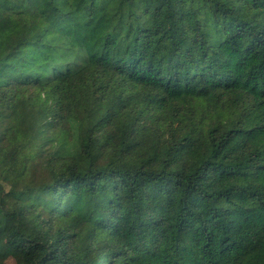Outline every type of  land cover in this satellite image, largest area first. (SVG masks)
<instances>
[{
  "label": "trees",
  "instance_id": "1",
  "mask_svg": "<svg viewBox=\"0 0 264 264\" xmlns=\"http://www.w3.org/2000/svg\"><path fill=\"white\" fill-rule=\"evenodd\" d=\"M1 231L16 264H264V0H0Z\"/></svg>",
  "mask_w": 264,
  "mask_h": 264
},
{
  "label": "rangeland",
  "instance_id": "2",
  "mask_svg": "<svg viewBox=\"0 0 264 264\" xmlns=\"http://www.w3.org/2000/svg\"><path fill=\"white\" fill-rule=\"evenodd\" d=\"M198 102H199L198 100H194L189 107H185V108L187 110H193L196 108L197 105H199ZM188 113H192V112L188 111ZM24 231L30 234L32 232V228L30 226H26L24 228ZM19 259H20V255L16 251L6 246L4 231H1L0 232V264H16L19 261Z\"/></svg>",
  "mask_w": 264,
  "mask_h": 264
}]
</instances>
